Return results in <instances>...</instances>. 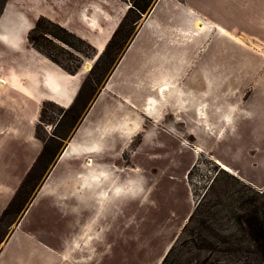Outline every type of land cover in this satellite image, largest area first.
Listing matches in <instances>:
<instances>
[{
    "label": "crops",
    "instance_id": "crops-1",
    "mask_svg": "<svg viewBox=\"0 0 264 264\" xmlns=\"http://www.w3.org/2000/svg\"><path fill=\"white\" fill-rule=\"evenodd\" d=\"M17 2L30 12L22 15L5 8L0 14V80L5 82L0 87V146L4 116L16 117L18 124L7 127V139L22 146L26 142L32 151L24 162L28 170L43 147L35 132L42 104L58 106L59 118L69 113L87 73L81 72L84 63L70 73L30 46L26 36L34 20L56 23L92 45L93 60L104 51L130 4ZM117 57L95 96L70 115V131L55 136L61 149L42 172L27 205L9 222L7 236L0 239V264H92L94 242L104 232L96 223L106 217L105 207L138 189L136 181H121L113 165L96 158L124 153L142 131L144 119L165 122L163 110L169 103L186 110L185 139L197 142L211 137L214 116L228 124L247 113L240 104L252 106L264 118V0H154L132 22ZM231 95L236 107L227 101ZM24 115L27 126L32 125L25 137L19 125ZM179 123L170 122L175 129ZM1 159L0 178L16 179L22 161L13 159L7 170ZM13 194L0 182V215ZM53 196L60 200L58 210L49 204Z\"/></svg>",
    "mask_w": 264,
    "mask_h": 264
},
{
    "label": "rangeland",
    "instance_id": "rangeland-1",
    "mask_svg": "<svg viewBox=\"0 0 264 264\" xmlns=\"http://www.w3.org/2000/svg\"><path fill=\"white\" fill-rule=\"evenodd\" d=\"M17 1L0 0V14L5 8L22 15L30 12ZM136 1L129 0L128 13L104 51L93 60L92 45L56 23L44 18L34 20L26 36L27 43L66 71L72 72L84 63L81 72L87 73L77 101L70 109L72 113H65L59 118L61 109L58 106L49 102L42 104L35 132L43 147L28 170L24 162L32 151L26 148V142L22 146L7 139L10 138L7 127L18 123L16 117L4 116L5 133L0 146L2 167L9 170V162L15 158L22 164L17 166L16 179L0 178L1 184L12 188L14 193L0 215V239L7 236V226L15 212L27 205L40 184L42 172L59 153L61 142L55 136L62 138L70 131L74 120L70 115L79 112L84 100L95 96L96 88L118 59V52L132 30V22L138 17L137 12L132 10ZM186 97L188 99V95ZM228 100L230 105L237 106V103L234 104L237 99L232 95L229 99L227 97ZM172 105L169 103L163 110L165 122H157L155 118L144 119L142 131L131 138L124 153H108L96 158L113 165L114 174L121 181L127 178L136 181L138 189L105 207L106 217L96 223L98 228L103 226L104 232L101 239L94 242L91 263L159 264L169 247L175 244L176 249L181 251L178 258H171L170 264H262L245 251L236 252L218 238L211 237L214 244L207 249H196L188 242L182 247L178 243L189 238L187 231L183 233V226L199 200L215 204L234 198L238 190L247 196L263 191V116L254 112L252 106L240 104L241 108L248 110L247 113L236 115L233 122L226 125L214 116L211 137L197 142L185 139L187 132L183 123L187 121L186 110ZM27 119L25 115L19 118L23 137L27 135L28 127L32 129L31 124L27 126ZM172 119L181 123L175 125L177 129L170 124ZM215 160L227 164L232 172L222 169ZM12 169L15 170L14 167ZM231 175L241 181L233 180ZM224 189L227 190L225 193ZM50 201L51 208L58 210L60 200L53 196ZM195 233L199 234L198 226Z\"/></svg>",
    "mask_w": 264,
    "mask_h": 264
},
{
    "label": "trees",
    "instance_id": "trees-1",
    "mask_svg": "<svg viewBox=\"0 0 264 264\" xmlns=\"http://www.w3.org/2000/svg\"><path fill=\"white\" fill-rule=\"evenodd\" d=\"M152 1L137 0L132 10L140 17ZM231 178L241 181L232 175ZM226 191L224 189L223 193ZM230 198L215 204L199 200L183 226V233L187 231L189 238L178 244L183 247L188 242L196 249H207L214 244L211 237L218 238L236 252L245 251L264 264V189L262 192L255 191L251 196L238 190L235 197ZM197 226L199 234L196 235ZM180 251L172 244L159 264H170L171 258H178Z\"/></svg>",
    "mask_w": 264,
    "mask_h": 264
},
{
    "label": "bare ground",
    "instance_id": "bare-ground-1",
    "mask_svg": "<svg viewBox=\"0 0 264 264\" xmlns=\"http://www.w3.org/2000/svg\"><path fill=\"white\" fill-rule=\"evenodd\" d=\"M4 82L2 81L0 84H3ZM198 150V149H197ZM215 163L216 164H218L222 169H225V170H227V171H231L232 172V170H231V168H229L227 165H225V164H223V163H220V162H218V161H215Z\"/></svg>",
    "mask_w": 264,
    "mask_h": 264
}]
</instances>
